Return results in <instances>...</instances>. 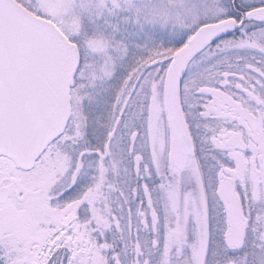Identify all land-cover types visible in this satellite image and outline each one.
<instances>
[{
	"label": "snow or ice",
	"instance_id": "1",
	"mask_svg": "<svg viewBox=\"0 0 264 264\" xmlns=\"http://www.w3.org/2000/svg\"><path fill=\"white\" fill-rule=\"evenodd\" d=\"M0 264H264V0H0Z\"/></svg>",
	"mask_w": 264,
	"mask_h": 264
}]
</instances>
